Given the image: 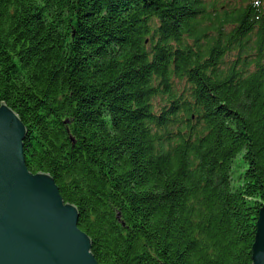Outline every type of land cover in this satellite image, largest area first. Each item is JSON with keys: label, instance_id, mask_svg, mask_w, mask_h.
I'll return each mask as SVG.
<instances>
[{"label": "trees", "instance_id": "obj_1", "mask_svg": "<svg viewBox=\"0 0 264 264\" xmlns=\"http://www.w3.org/2000/svg\"><path fill=\"white\" fill-rule=\"evenodd\" d=\"M99 264H252L264 0H0V105Z\"/></svg>", "mask_w": 264, "mask_h": 264}, {"label": "water", "instance_id": "obj_2", "mask_svg": "<svg viewBox=\"0 0 264 264\" xmlns=\"http://www.w3.org/2000/svg\"><path fill=\"white\" fill-rule=\"evenodd\" d=\"M27 128L0 105V264H99L53 177L31 173L25 162ZM252 264H264V205L257 221Z\"/></svg>", "mask_w": 264, "mask_h": 264}]
</instances>
